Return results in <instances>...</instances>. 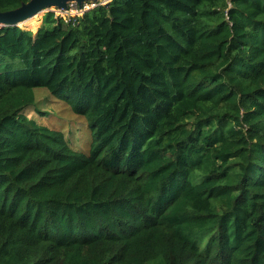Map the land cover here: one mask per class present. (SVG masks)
<instances>
[{
	"label": "trees",
	"instance_id": "16d2710c",
	"mask_svg": "<svg viewBox=\"0 0 264 264\" xmlns=\"http://www.w3.org/2000/svg\"><path fill=\"white\" fill-rule=\"evenodd\" d=\"M0 264H264V0L0 26Z\"/></svg>",
	"mask_w": 264,
	"mask_h": 264
},
{
	"label": "rangeland",
	"instance_id": "374dc122",
	"mask_svg": "<svg viewBox=\"0 0 264 264\" xmlns=\"http://www.w3.org/2000/svg\"><path fill=\"white\" fill-rule=\"evenodd\" d=\"M90 2V1H89ZM97 4H106L105 0H98L94 1ZM47 12H58V8L56 7H51L48 9L46 12H42L38 15H35L36 20L33 22L35 25L34 26H23L22 23L19 24L21 28L31 30L33 32H36L40 25L42 24V20L44 18V15ZM57 14V13H56ZM59 16V14H57ZM38 16V17H37ZM37 98L38 100L41 101L42 104V111L48 112L49 114L52 115L53 118L49 121V116H40L38 113H34L32 111H29L27 113L29 118L35 119L37 118L41 123L48 125L51 123L53 124H60V126H63V132L66 134V136H69L70 138L72 136H75L76 139V146L80 147L82 144L87 145L89 143V139L91 138V131L87 129H81V125L79 124V119L78 116L72 114L70 111L67 112L66 108L62 106L61 103H59V100L51 95L44 90V89H39L37 91ZM37 106H39V103H37ZM66 112V113H65ZM41 117V118H40Z\"/></svg>",
	"mask_w": 264,
	"mask_h": 264
},
{
	"label": "water",
	"instance_id": "95a60500",
	"mask_svg": "<svg viewBox=\"0 0 264 264\" xmlns=\"http://www.w3.org/2000/svg\"><path fill=\"white\" fill-rule=\"evenodd\" d=\"M87 1L98 0H30L18 9L0 12V26H19L20 23L42 12H46L53 6L58 9H66L69 2H77L79 6H82ZM105 1L106 4H109L112 0Z\"/></svg>",
	"mask_w": 264,
	"mask_h": 264
},
{
	"label": "built area",
	"instance_id": "2783aa9c",
	"mask_svg": "<svg viewBox=\"0 0 264 264\" xmlns=\"http://www.w3.org/2000/svg\"><path fill=\"white\" fill-rule=\"evenodd\" d=\"M97 5L98 4L94 1L84 2L82 6H79L77 2H69L66 9H58V12L56 13L67 19L68 17L81 16L86 11L95 8Z\"/></svg>",
	"mask_w": 264,
	"mask_h": 264
},
{
	"label": "bare ground",
	"instance_id": "6f19581e",
	"mask_svg": "<svg viewBox=\"0 0 264 264\" xmlns=\"http://www.w3.org/2000/svg\"><path fill=\"white\" fill-rule=\"evenodd\" d=\"M38 17V16H37ZM35 20H36V17L35 16H33L32 18H29V19H27L26 21H24V22H22V25L23 26H34L35 24L33 23V22H35Z\"/></svg>",
	"mask_w": 264,
	"mask_h": 264
}]
</instances>
